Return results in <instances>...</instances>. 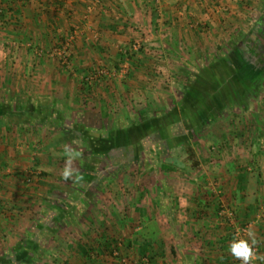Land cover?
<instances>
[{
	"label": "crops",
	"instance_id": "1",
	"mask_svg": "<svg viewBox=\"0 0 264 264\" xmlns=\"http://www.w3.org/2000/svg\"><path fill=\"white\" fill-rule=\"evenodd\" d=\"M263 7L264 0H0V46L13 52L0 59V264H117L108 247L116 240L132 264H239L231 252L239 240L257 250L251 264H264V21L255 20L264 19ZM139 40L145 52L133 68L155 65L153 53L172 64L184 85V120L170 121L182 114L176 91L152 95L132 78L124 96L139 86L142 103L136 123L120 122L121 154L100 153L95 171L65 176V139L46 136L48 120L29 121L67 110L80 75H66L34 48L70 43L79 74L90 64L117 66L120 50ZM20 62L29 68L25 81L3 72ZM144 110L164 117L138 123ZM140 124L148 134L135 132ZM182 142L186 163H197L185 170L172 162ZM218 143L239 153L248 146L252 156L222 157L212 171L201 152Z\"/></svg>",
	"mask_w": 264,
	"mask_h": 264
},
{
	"label": "rangeland",
	"instance_id": "2",
	"mask_svg": "<svg viewBox=\"0 0 264 264\" xmlns=\"http://www.w3.org/2000/svg\"><path fill=\"white\" fill-rule=\"evenodd\" d=\"M260 17H258L255 20H257L258 22L260 20L263 21L262 17L261 18ZM1 22H2V19H0V24ZM263 29H264V25H263ZM133 30L135 33H140V30L138 27L134 28ZM262 34L263 36H260V38L263 40V43H264V33ZM244 37L245 36L242 34L238 35L236 37L238 43L243 42ZM138 43L144 44V41L139 40V42H135L136 45ZM6 45H3V47L0 46V59H2L3 63L4 61L9 60V59L11 60V58H13V52L7 50ZM63 46L64 45L59 46V47L56 46L48 50H38L34 48L33 52L36 54L35 56L39 58L42 57V58H46V60H51V59L59 60L60 61V62L58 61L59 62L58 64H60L59 66L64 70L65 74L66 75L69 74L70 77L73 74L77 76L80 75V81L75 83L77 84V86L76 88H74L75 90L73 94V99L71 100L72 103L68 107L67 110H64L59 115H57L54 111L49 112V114L47 115V119L43 115L42 117L40 115H36L35 118L32 119V121H29L31 123V125L29 124V127H32V125L34 124L38 125L40 122H42L43 124H46V121L48 120L49 121L48 122L49 131L47 132L46 136L49 139L56 140L57 137L59 138L60 136H63L62 134L63 131H66L67 135L69 134L68 132H71L72 134H74V137L72 139H69V140L66 139L65 141H63L62 146H60L61 150L59 149L60 154L62 155L61 157L62 159L60 160L61 165L59 167L62 168L64 172L67 171L70 174V172H73V171H78V170H83V169L86 170L85 168L86 166H84L86 163L87 165L91 163L92 165H95L97 167L98 165L94 163L95 161L94 158L98 156V154L102 153L104 150L109 149L111 145L114 146L117 142L116 139L119 138L120 140L122 135L125 133V131L119 130V126L121 124L120 122H123L122 118L123 120H129L128 123L130 125L131 124L133 125V123H136L134 119L137 116L134 115L135 114L134 112L137 109L136 107L142 103V100L140 99L138 100V98L142 97L141 88L135 85L134 90L128 93L127 97L126 95L124 96V93L130 90V89H127L128 87L127 85H128V82L132 78H135L138 82L141 81L140 82L141 84L145 85L149 90L153 91L151 93L152 95L156 94L157 96V94H164V97L168 98L170 96H173L174 91H176L177 93L176 95L178 97L176 101L178 105L180 106V112L182 114L180 113L175 114L174 116H172L170 121L178 122L180 118L184 120V116L186 115L185 109H183L182 105H180L182 104L183 99H184V96H183L184 94H182V92H184V85L181 82H179L180 76L179 75L177 76L176 70L173 69L172 64L167 63V61L165 60H162L163 57L160 54L154 55L153 53L152 55L156 58L155 60L156 64L146 67V68L143 67V68L135 70V68H133V65L131 64L132 61L130 62L126 61L124 63L122 62L120 63V65L118 64L117 66H114V67L112 66L102 67V66H94L93 64H90V65L83 67L82 72L78 74L77 72L78 69L71 66V64L73 63L71 59L73 58V54L70 50L71 47L69 46L70 48H69V51L67 52L68 55L66 54L67 60L66 58H63V56L59 55L60 53L58 52V50L60 51V48ZM143 48H144V45H143ZM52 52L55 53L54 56H51L53 54ZM144 52L145 51L142 52L141 50L140 52H134L136 54L134 58L139 57ZM261 53H262L260 56L261 58H259L261 59V61L260 60L258 61H260L259 64L262 67L259 66L257 68L258 73H260L261 69H264L263 67L264 66V51H261ZM217 54L220 55V53H217ZM148 55L150 56L149 52H148ZM243 58L244 56L242 57V59ZM64 61H66L67 63L66 62L64 63ZM25 65H24V62H20V65L19 66L17 65V67L13 65H11V67L5 66L2 68V70L4 69L3 72L8 73L6 69L7 70L11 69L10 71L13 75H17L22 81H25L26 80L25 77L29 69L27 68L28 65L27 64ZM86 71H88L87 73H90L91 76H95V75L99 76L93 81L92 83L93 85L89 87L87 86V83H86V76H85ZM121 72H124L123 75H121ZM24 85H26V83H24ZM226 85L228 86V83H226ZM102 92H109L112 95L111 103H108L106 98L102 97V94H101ZM180 94H182V96ZM20 97L23 98V96L21 95ZM1 100H5V98L0 99V101ZM20 101H22V104H26V102L30 103V101H28L25 97ZM102 101H106L105 102L106 104L105 103L103 104ZM178 101L180 102V104ZM169 108L172 109L171 106H169ZM176 111L178 112V110ZM160 113L161 112L159 110L157 111L150 110L147 113L148 119H146V121L147 120L149 121L144 122V123H150V124L155 123L156 124L158 120L157 118L164 117V115ZM196 117L200 118V114H197ZM100 120H102V124H107V126L105 127L101 126L97 128L98 126L101 125ZM54 123H58L57 130H54L53 127H50V126H54ZM167 123L168 122H166L163 119V125L166 126ZM110 125L113 127L115 126L114 127L116 128L115 130H118V131H115L114 129L111 131L110 129L111 127H109ZM140 126H141L140 130L135 131V132L140 133V136L148 134V131L143 128L144 127L143 124H140ZM100 128H105L107 130L99 131ZM107 134L109 135L112 134V138H114V140L110 138L111 141H107V143H105L104 140L106 138H103L102 136L105 137ZM41 150L42 149H39V151ZM135 151L138 152L137 149H135ZM201 153L204 154L205 156L207 155L210 157L209 166L212 167L215 165V163L219 162L220 158L222 157L225 158V161H228L229 157L235 158L239 154H244L245 156H247V158H249L250 156H252V148L246 146V148L244 149V153L243 152L239 153L237 146H233V145L228 146L227 144L223 145V143H218L217 145L212 146V148L208 152L202 151ZM174 157H177V158H174ZM185 159L189 160L190 157H187V154L185 152V148L182 142V144L178 146L176 152L174 153L172 162H174L175 164L173 163V165H175L176 168L180 167L179 169H182V170L183 169L185 170L187 167H190L192 165L196 166L194 164H197V163L193 162L191 164H188L186 163ZM158 165L159 164L157 165L155 164L154 165L155 169L153 170L162 171V169L164 168V165L163 164L161 166L160 165L158 166ZM87 169H89L88 166H87ZM211 170L213 171L214 167H212ZM253 171H254V168H253ZM146 181L147 180H145L144 182ZM217 183H218L217 178L216 179L214 178V180H211L210 182L211 186L214 188L213 190L214 193L216 195H219V189H218ZM224 201L226 202L225 199ZM229 214H231L233 218L234 215H232V212H230ZM122 245H117L118 255L115 256L117 257L116 259L118 260L117 264H120L122 259H126L127 264H132L131 260H129L127 256L122 255V249L124 248V244Z\"/></svg>",
	"mask_w": 264,
	"mask_h": 264
},
{
	"label": "trees",
	"instance_id": "3",
	"mask_svg": "<svg viewBox=\"0 0 264 264\" xmlns=\"http://www.w3.org/2000/svg\"><path fill=\"white\" fill-rule=\"evenodd\" d=\"M263 21H264V19H263ZM141 51L143 52L144 51V48L143 49H141ZM119 56H118V59H119V65H120V63H124V62H126V61H133L134 60V56L136 55L135 53H134V51L132 50V47L130 48H128V49H122L120 52H119V54H118ZM88 71H86V73H85V76L86 75H88L89 73H87ZM147 111L148 110H144V111H142L141 113H140V118L138 119L139 121H138V123H144V122H146V119H148L147 117ZM57 124L58 123H54V126H50V127H53L54 128V130H56L57 129ZM139 125V124H138ZM69 134L67 135L66 134V131H63L62 132V134H63V137H64V139L66 140V139H72L73 137H74V134H72L71 132H68ZM71 133V134H70ZM114 136V135H113ZM103 138H106L108 141L110 140V138L112 139V140H114V138H112V134H107L105 137L104 136H102ZM105 139V140H106ZM111 141V140H110ZM116 145V144H115ZM113 146V145H111V148H109V149H107V150H104L102 153H106V151H109L108 153L111 155H120L121 154V148H118L119 147V145L117 144V146ZM167 148H168V146H164V148H161V149H163V151L164 150H167ZM84 166H86L85 168H86V170L87 171H89V170H91V171H95L96 170V168H94L92 165H90V164H88L87 165V163L84 165ZM87 166H88V168L89 169H87ZM91 168V169H90ZM120 243L116 240L115 242L113 241V242H110V244H108V247L109 248H111L112 246L114 247H112V255H114V253L118 250V246L117 245H119ZM118 252V251H117Z\"/></svg>",
	"mask_w": 264,
	"mask_h": 264
},
{
	"label": "built area",
	"instance_id": "4",
	"mask_svg": "<svg viewBox=\"0 0 264 264\" xmlns=\"http://www.w3.org/2000/svg\"><path fill=\"white\" fill-rule=\"evenodd\" d=\"M70 46V43H66V44H64V46L63 47H61L60 48V51L58 50V52L60 53L59 55H61V56H63V58H66V56L68 55V51H69V47ZM143 48V44L141 43H138L137 45L136 44H134L133 46H132V50L134 51V52H140V50ZM56 51V50H55ZM53 54L51 55V56H54V52H52ZM67 54V55H66ZM66 60H67V58H66ZM66 61H64V63H65ZM67 63V62H66ZM128 63V62H127ZM125 72V71H124ZM124 72H121V75H123V73ZM99 75H100V73H99ZM97 77H99V76H97V75H95V76H91L90 75V73L88 74V75H86V83H87V86L89 87V86H92L93 84V81L97 78ZM247 227L246 228H243L242 230H241V232H240V235H242V234H246L247 233ZM253 255H255V254H257V250L255 249V248H253ZM118 255V252L117 253H115V256H117ZM120 264H127V261H126V259H122L121 260V263ZM240 264H242V260L240 261ZM250 264V263H249Z\"/></svg>",
	"mask_w": 264,
	"mask_h": 264
},
{
	"label": "clouds",
	"instance_id": "5",
	"mask_svg": "<svg viewBox=\"0 0 264 264\" xmlns=\"http://www.w3.org/2000/svg\"><path fill=\"white\" fill-rule=\"evenodd\" d=\"M69 173L66 171L65 176ZM231 252L234 257L242 260V264H249L250 259L253 257V248L246 240L234 241L231 244Z\"/></svg>",
	"mask_w": 264,
	"mask_h": 264
}]
</instances>
